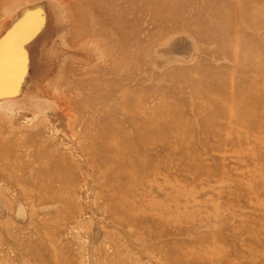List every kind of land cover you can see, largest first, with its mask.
<instances>
[{"label":"rangeland","instance_id":"1","mask_svg":"<svg viewBox=\"0 0 264 264\" xmlns=\"http://www.w3.org/2000/svg\"><path fill=\"white\" fill-rule=\"evenodd\" d=\"M0 264H264V0H0Z\"/></svg>","mask_w":264,"mask_h":264}]
</instances>
